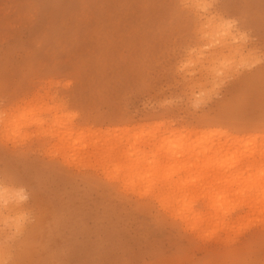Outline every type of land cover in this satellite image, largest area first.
Here are the masks:
<instances>
[{
	"label": "rangeland",
	"instance_id": "1",
	"mask_svg": "<svg viewBox=\"0 0 264 264\" xmlns=\"http://www.w3.org/2000/svg\"><path fill=\"white\" fill-rule=\"evenodd\" d=\"M193 1L0 0V115L44 94L93 128L264 135V0H218L199 13ZM218 17L238 21L219 36L226 44L203 34ZM36 128L23 142L0 137V184L18 189L10 199L31 229L8 240L15 216L5 219L0 202L9 264H264L257 212L252 220L246 207L250 226L196 236L154 201L63 161Z\"/></svg>",
	"mask_w": 264,
	"mask_h": 264
},
{
	"label": "bare ground",
	"instance_id": "2",
	"mask_svg": "<svg viewBox=\"0 0 264 264\" xmlns=\"http://www.w3.org/2000/svg\"><path fill=\"white\" fill-rule=\"evenodd\" d=\"M193 2L197 12L202 9L203 0ZM205 23L207 25H202H206L203 34L211 43L216 44V40L224 43L225 36L232 31L219 17L215 20L208 18ZM222 33L225 36L219 37ZM42 95L41 98L34 95L36 99L33 100L28 97L30 101L26 97L25 104L15 103L0 115L1 138L23 142L32 136L27 131L29 126L36 125L39 133H33L48 142L51 148L47 147L63 161L101 174L113 188L138 194L148 201L145 206L154 201L181 227L194 229L196 236L204 231L207 232L202 234L205 237L207 234L229 233L236 223L242 226L241 223L248 219L247 215L250 218L255 212L258 216L252 214V220L254 216L260 218L259 214L264 220L262 133L249 138L250 135L226 132L225 128L178 129L164 126V123L149 130H136L134 125L93 128L89 123L76 120V110L75 114L70 113L63 104L57 101L52 105ZM240 136H247L249 140L245 141V137ZM19 193L14 187L0 184V202L8 203L4 207L7 211L5 219L15 216V227L22 223L20 209L24 205L10 198L19 197ZM246 207L250 208L249 213L253 212L249 214ZM252 220H247L243 227ZM239 226L236 229H241ZM30 231L22 223L20 233L25 235Z\"/></svg>",
	"mask_w": 264,
	"mask_h": 264
},
{
	"label": "clouds",
	"instance_id": "3",
	"mask_svg": "<svg viewBox=\"0 0 264 264\" xmlns=\"http://www.w3.org/2000/svg\"><path fill=\"white\" fill-rule=\"evenodd\" d=\"M217 6H218V0H207V2L202 4L200 7L204 11H213L217 8ZM180 7L184 8V3H181ZM228 21H231V27H234L238 23L236 19H228ZM245 38L247 39V37ZM21 228H22V223L15 228L13 235L9 236L8 240L13 239L14 236L19 233ZM8 240L4 242H0V264H9L10 252L7 247Z\"/></svg>",
	"mask_w": 264,
	"mask_h": 264
},
{
	"label": "snow or ice",
	"instance_id": "4",
	"mask_svg": "<svg viewBox=\"0 0 264 264\" xmlns=\"http://www.w3.org/2000/svg\"><path fill=\"white\" fill-rule=\"evenodd\" d=\"M184 7H185V8H186V7H189V5L184 4ZM224 23H225V25H226L227 27H231V21L225 20Z\"/></svg>",
	"mask_w": 264,
	"mask_h": 264
}]
</instances>
